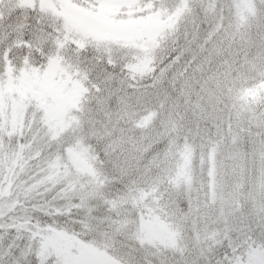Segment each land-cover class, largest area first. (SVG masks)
I'll use <instances>...</instances> for the list:
<instances>
[{"label":"rangeland","instance_id":"obj_1","mask_svg":"<svg viewBox=\"0 0 264 264\" xmlns=\"http://www.w3.org/2000/svg\"><path fill=\"white\" fill-rule=\"evenodd\" d=\"M16 9L35 10L38 16L28 24L26 12L19 10V14ZM12 12L14 15H10ZM33 25L35 32L26 34H38L39 60L33 63V56L20 61L19 55L8 59L5 53L0 62V215L7 212L3 218L11 220L10 214L17 207L32 211L29 213L34 218L28 224L25 219L31 218L29 214L17 215L16 255L0 242V251L8 258L6 263L122 264L108 256L105 245L99 243L102 238L112 242L109 235L115 240L120 235L123 238L115 244L117 248L133 240L130 243L140 248H134L135 253L157 264H264V184L260 182L264 177L253 176L254 181L260 180L246 190L241 177L236 176L244 166L242 159L249 161L246 157L254 153L239 150L236 131L226 136L230 142L225 146L236 147L235 152H224L220 164L215 159L217 143L201 142L197 153L189 143H182L165 159L161 148L153 150L160 161L149 158L147 166H139V185L124 200L117 198L121 206L111 200L107 201L110 208L103 209L102 205L96 212L95 237L59 228L45 219L46 214H40L43 203L56 213L75 214L81 227L93 225V217L88 221L86 210L103 179L95 172L89 149L78 139L75 123L81 103L91 97L89 88H100L91 75L94 61L93 69L100 67L101 60L120 65L125 81L132 86L144 83L154 63L161 60L156 61L161 41L166 45L171 39V44L177 36L189 61L215 48L217 53L227 52L228 58L219 55L220 60H230L220 64L225 74L234 68L235 57L239 59L240 55L241 61L247 62L236 67L235 77L224 81L229 91L228 118L240 123L245 116L251 117L253 110L261 107L259 101L264 100V48L257 46L264 43V0H0V37L9 33L12 43L15 41L14 49H21L22 31ZM253 35L260 38L256 44ZM211 57L209 53L202 59ZM97 73L104 84L100 89L107 91L114 85L110 68L95 72V76ZM249 76L263 78L241 89L234 87L248 81ZM120 85H115L114 91ZM139 90L125 96L119 93L118 98L103 95L101 102L127 99L117 110L92 103L83 111L92 114L101 129L106 119L114 120L111 134L126 139L131 133L129 122L124 127L116 122L124 115L125 119L136 117L142 102ZM156 114L153 109L143 111L134 124L139 133L155 124L152 118ZM37 124L48 132L47 143L40 150L34 147L35 139L25 141L26 133ZM111 128L106 125L103 133ZM145 137L144 142H135L141 150L134 145L124 152L121 144L112 141L111 151L119 161L129 159L138 165L145 162L144 154L149 152L150 142ZM174 142L170 141L172 146ZM60 188L65 195L58 194ZM177 192L183 193L179 199L175 198ZM78 204L83 208L78 209ZM133 209L135 231L128 238L124 232ZM233 232L237 234L233 244L237 245L225 246L221 254L214 255L220 244L231 243Z\"/></svg>","mask_w":264,"mask_h":264},{"label":"trees","instance_id":"obj_2","mask_svg":"<svg viewBox=\"0 0 264 264\" xmlns=\"http://www.w3.org/2000/svg\"><path fill=\"white\" fill-rule=\"evenodd\" d=\"M19 10L16 9V12L18 11L19 14H21ZM13 12L10 13V15H14ZM21 12H26L25 17L28 24H32L34 22L33 16H38L35 10L28 9L25 11L21 10ZM8 17L10 16H5L4 19ZM34 26L35 25L29 27L26 26L22 31L24 37L21 39H23L24 43L20 50L18 49V46L17 49L13 48L15 41L12 43L9 33L6 35L1 34V37H6L4 39L2 37V40L0 39V45H2L0 46V62H2L5 53L8 59H13L16 55H19L20 61L23 58L32 59L33 56L35 57L33 58L34 60H32L33 63L37 58V60H39L40 46H38L35 41L38 38V34H26L35 32ZM253 38V44H256L260 39L256 35H253ZM213 39L215 38L213 37ZM170 40L171 39H169L167 41L168 43L165 45L166 47L163 55L156 58L157 61L161 57L163 62L161 63V60H158V62L154 63V69L144 83L139 81L133 84L131 83L132 86H129L128 81H125L123 70L120 65H117L116 67L115 65H108L104 60H101L99 68H92L95 61L90 65L91 75L93 73L95 82L100 85V88H102L104 84L100 81V73H97L95 76V72L102 69L106 71L110 68L111 73L114 74L115 77L114 85L110 89H107V91L100 88H89L91 89V97L85 98L81 103V108H79L77 112V122L75 123V128L79 135L78 139L89 149L91 157H93L92 161L96 169L95 172L98 175H101L103 182L99 193L93 198L90 202V207H87L86 210L88 221L91 217H93V225L90 227H81L80 219H78L79 217L70 211L65 213V215H62L61 212L56 213L53 209L47 208L43 203H40V208H44L41 209L40 214H46L47 216L45 219L55 222L57 227L66 228L67 230L72 229L73 233H80V231L87 232L91 234V237H95L98 233L96 227L94 226L96 212L100 211L102 205L103 209L110 208L108 206L110 203L107 201H116L118 197H120L121 200H124L126 196L129 195V192L135 188V186L139 185L137 184L138 180L136 170L140 165L145 164L147 166L146 163L150 159H152L153 162L160 161L161 158L153 153V150H160L159 148H161L164 156L163 159H165V157L170 154L171 150L174 149L176 145L182 143H189V145L195 149V152L201 142L205 145L217 143L214 145L217 147V150H215V159L216 163L220 164L224 158V152L225 155L228 150H232L233 153L235 152L236 147L234 148V146H230L225 148V146L230 142L226 136L230 135L231 131H236L239 139L237 142L239 150L241 152H248V155L251 151L254 152L253 154H250V156L246 157L249 161L242 159L244 166L242 167L241 165L242 170L236 172V176L241 177L240 180L246 190L248 187L251 188V185L255 186L257 181L260 180L258 179L257 181H254L256 179H254L253 176L257 177L260 174V177H264V100L259 101L258 106L261 107L257 106L258 108L253 110V115L251 117L250 115H247L245 118H242L245 119L243 122H233L228 118L230 105L227 94L229 91L226 92L227 84L224 81L229 79L231 76L235 77L237 73L236 67L241 65V63L245 64L247 60L244 59V61H241L240 55L239 59L234 56V68H230V72L225 74L222 69L223 67L220 64L224 62L226 63L229 59L226 61L225 58L220 60L219 55H221V57L228 58L226 55L227 52H223L224 54H221L220 52L217 53L216 50L218 49L215 48L211 49V51L208 50L205 53L195 55L194 59L192 60L190 58L189 61L188 54L186 58L181 49L182 43L179 36H177L176 41H173L171 44ZM6 42L12 44L10 46H6ZM25 43H28V45L26 46ZM201 43L203 44V40H201ZM257 46H260V49H263L264 43H260ZM36 52L37 54H35ZM209 53H211V55L213 54V57L207 60V62L202 59V57L203 55L206 56ZM77 58L80 59V56ZM96 60L98 61L97 58ZM161 69H163V71H161ZM259 77L263 78V76H258V78L255 76L250 78L249 76L248 81L244 82L242 85L237 84V86L234 87L236 89H241V87L249 86L256 82ZM91 81H93L92 77ZM119 84H121L119 88L114 91V86ZM147 86H149V89H145ZM138 89H140L139 94L142 98V102L137 108V112L135 113L136 117L133 118V116H129L125 119L124 115L120 121H115L123 127L127 121L129 122L128 125H130L131 133L126 139L122 140V138L118 135L111 134L114 126V120L110 121L106 119V123L101 129L100 122L97 121L92 114L88 115L87 111L85 113L83 111L84 108H87L92 103L109 105L111 108H115L117 110L122 104L127 102V99H114L112 101L101 102L100 100L103 95L106 94L111 98H118L119 93L125 96L126 94L129 95V93L133 90ZM197 100L199 103H194V101ZM148 109L157 111L155 117L152 118L155 124L143 132L144 134L139 133V129H137L134 124L138 121V117H140L143 111ZM106 125H112V128L110 131L107 129L106 134H104L103 132L106 131L104 130V127ZM133 126L135 127V130ZM148 134L151 136L150 138L145 137ZM220 134H223L224 136L220 137ZM144 137L150 142V146H148L149 152L144 154L145 162L142 160L138 165L129 159L119 161L117 159V155L113 152V150L111 151L112 141H114L117 145L121 144V149L124 152H127L131 147H134V145L137 150H141L136 145L144 142ZM184 137H188L185 142L183 141ZM173 139L175 142L172 146L170 141H173ZM136 141H138V143L135 144ZM248 164H250V166H248ZM220 173V170L216 171L217 175H220ZM260 182L264 184V179ZM183 190H186L184 186L182 187V192L185 193ZM59 191L61 192H58V194L65 195L61 188ZM183 193L177 192L175 198H181ZM100 197H102V199H100ZM114 203H117L118 208L121 206L119 200ZM77 208L82 209L83 206L78 204ZM38 209L39 208H37L33 213L35 218H38L36 215V212H39ZM46 209L47 211L45 213ZM88 209L92 210L89 211ZM29 212L31 213L32 211ZM29 212H25L21 208L16 207L13 209V213L10 214L13 219L10 220L3 218L7 215V212L0 215V242L2 241V245L6 247L11 254L16 255L18 252L16 249L18 246L16 245V241H14L16 227L18 229V224H20L18 219H16L18 218L17 215L20 213L29 214L31 218H26L25 222L32 224L34 222V218ZM245 218L248 220L247 223L252 221L251 219H248L250 218L248 215L245 216ZM85 222L87 221L84 220V223ZM19 226H23V224ZM230 235L232 236L231 243L226 244L224 242L220 244L213 251L214 255L221 254V252L225 249V246L233 247L231 245H237L233 244L237 234L233 232ZM109 237H112V242L111 240L108 241L105 238H102L103 240L99 243L105 245V249H107L105 250V253L118 262H121L122 264H137L138 259L136 257L139 256V260H142L144 264H157L156 261L152 262L149 259L141 257L138 252L135 253V250L133 249L140 248L135 244L130 243L133 240L129 242L124 241L122 242L124 243V246L117 248L115 244H119L120 239L123 238V236H116V238H118L116 240L113 235H109ZM6 238L7 243L5 244ZM130 245H132V247ZM3 252L4 251H0V264H7L6 260L8 258L3 255Z\"/></svg>","mask_w":264,"mask_h":264},{"label":"clouds","instance_id":"obj_3","mask_svg":"<svg viewBox=\"0 0 264 264\" xmlns=\"http://www.w3.org/2000/svg\"><path fill=\"white\" fill-rule=\"evenodd\" d=\"M166 46L164 45V42L161 41V50L159 53H157L158 56H162L163 52H164V48ZM161 63L163 62L162 59L160 61ZM161 71H163V69H161ZM194 103H199V101H194ZM48 136V132L46 129H44L42 126H40L39 124H37L36 126H33L32 132L30 133H26L25 136V141L27 143L28 140L30 139H35L36 140V144H35V149L36 150H40L46 143V137ZM46 156L48 155V153L45 154ZM42 159H44V157H42ZM47 173H42V175H46ZM134 213V209L132 210L131 213H129L128 219H129V223L127 226V229L124 232V235H126L128 238H132L134 231H135V217L132 214ZM7 243V238L5 239V244ZM137 264H144V262L142 260H137Z\"/></svg>","mask_w":264,"mask_h":264}]
</instances>
